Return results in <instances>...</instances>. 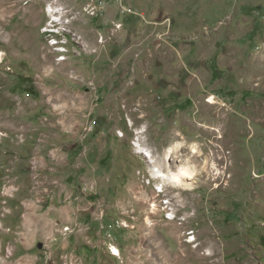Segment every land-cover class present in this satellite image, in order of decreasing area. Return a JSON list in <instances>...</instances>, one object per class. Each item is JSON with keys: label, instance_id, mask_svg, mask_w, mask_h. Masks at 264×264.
<instances>
[{"label": "rangeland", "instance_id": "1", "mask_svg": "<svg viewBox=\"0 0 264 264\" xmlns=\"http://www.w3.org/2000/svg\"><path fill=\"white\" fill-rule=\"evenodd\" d=\"M110 241L264 264V0H0V264H122Z\"/></svg>", "mask_w": 264, "mask_h": 264}, {"label": "crops", "instance_id": "2", "mask_svg": "<svg viewBox=\"0 0 264 264\" xmlns=\"http://www.w3.org/2000/svg\"><path fill=\"white\" fill-rule=\"evenodd\" d=\"M63 211L64 212L62 214L65 215V217H63V221L65 222V224L73 222V217L68 214L72 212L71 206L70 205L65 206ZM139 236H141V234H139ZM108 243L109 244L106 243V247L108 245L107 247L108 250L109 248H112L113 252L118 253V257L122 261V264H186L187 263V257L185 253H183L184 252L183 248L179 244H177L175 248V247H169V245L165 242L144 243L141 241H137V242H129L126 245L115 243V241H110ZM181 245L185 246V249L189 248V244L187 243L185 244V242L184 244ZM110 255L112 254L110 253ZM195 257H197L196 253H195ZM201 259L203 260V263L210 262L209 264H211L212 262L208 252L203 254Z\"/></svg>", "mask_w": 264, "mask_h": 264}, {"label": "bare ground", "instance_id": "3", "mask_svg": "<svg viewBox=\"0 0 264 264\" xmlns=\"http://www.w3.org/2000/svg\"><path fill=\"white\" fill-rule=\"evenodd\" d=\"M47 12H49V15H50V18L53 20V22L54 21H59V19L57 18V16H58V14L60 13V11H61V9H59V8H57V7H53L52 5H48L47 6V10H46ZM51 30V29H50ZM51 31H53V30H51ZM55 32V31H54ZM56 43V42H55ZM209 104H213V99L210 97V99L207 101ZM143 128V127H142ZM141 130H143V129H141ZM207 130H209V131H213V132H215V133H217L218 135H221V133H220V131L219 130H217L216 128H212V127H210L209 129H207ZM138 131V130H137ZM140 133H143L142 131H138V135L140 134ZM119 136H123L122 134H120ZM218 138H221V136H219ZM135 147L137 148V152L138 153H140V154H142L144 157H145V159H147L149 162L151 161V162H153V154H152V152H151V150H149V149H147V148H144V147H142V145L139 143V141H137V142H135ZM180 147H181V142H176L175 144H173V145H171V146H169L168 148H167V150H166V152H165V155L167 156V158H168V161H170V157H171V155L175 152V151H177V150H179L180 149ZM143 151L145 152V153H143ZM191 152H192V154L193 155H198V154H200V151L195 147V146H193L192 148H191ZM165 156V157H166ZM207 161H209V160H206V163H207V165H208V162ZM206 163H205V165H206ZM152 172L154 173V176L156 177V178H158V179H160L161 181H167V182H169V183H171V184H173V185H175V187H178L179 185H184L185 183H184V180L185 179H193L192 177H194L195 176V172H194V170L192 169V167H190L189 165H187V164H182V165H179L178 167H177V170L175 171V172H172V171H170V170H167V171H163V169L161 168V167H154L153 169H152ZM181 187V186H180ZM159 192H162V190L161 191H159ZM151 207L152 208H154L155 207V205L154 204H152L151 205Z\"/></svg>", "mask_w": 264, "mask_h": 264}, {"label": "built area", "instance_id": "4", "mask_svg": "<svg viewBox=\"0 0 264 264\" xmlns=\"http://www.w3.org/2000/svg\"><path fill=\"white\" fill-rule=\"evenodd\" d=\"M57 33H59V32H57ZM57 33H55V34H57ZM55 44H57V42ZM143 153H145V152L143 151ZM155 189H156V191L159 194L162 193V192H159V191H161V189H158L156 187H155ZM83 190L88 191V190H92V188L91 187H84ZM67 201H68V199H66L64 202H67ZM161 209H162L161 210V212H162L161 215H163V218L165 220H167V221H173L175 219V216H174V213H173V209L170 208V202L167 199L162 200V207H161ZM63 232L64 233L65 232H71L70 227H64V228H62V233ZM195 239L196 238H195V235H194V231L192 229L187 230L185 232V238H184V242L185 243L191 245L192 247L193 246H196L197 241ZM108 252H110L113 256L118 257V253L113 252L112 248H109V251ZM71 264H72V262H71Z\"/></svg>", "mask_w": 264, "mask_h": 264}]
</instances>
